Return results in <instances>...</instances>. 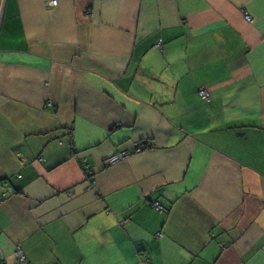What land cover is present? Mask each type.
Masks as SVG:
<instances>
[{
  "label": "crops",
  "instance_id": "0c3cea01",
  "mask_svg": "<svg viewBox=\"0 0 264 264\" xmlns=\"http://www.w3.org/2000/svg\"><path fill=\"white\" fill-rule=\"evenodd\" d=\"M45 1L0 0V262L264 264V0Z\"/></svg>",
  "mask_w": 264,
  "mask_h": 264
},
{
  "label": "built area",
  "instance_id": "2783aa9c",
  "mask_svg": "<svg viewBox=\"0 0 264 264\" xmlns=\"http://www.w3.org/2000/svg\"><path fill=\"white\" fill-rule=\"evenodd\" d=\"M45 4L48 7L56 6L58 4V0H46ZM246 17L249 19L251 18L250 15H248V14H246ZM200 94L203 97H206V98L209 97V91L206 88H201ZM149 144H150L149 140H140V141L134 142L132 148H121V149L117 150L116 152H114L113 154H111L109 157H107L104 160V165L110 166V165L116 164V163L128 158L129 156H131L134 152L144 150L145 148H147L149 146ZM87 175H88V179L91 182V185L94 184V171L88 168L87 169ZM155 205L158 209H160V210L163 209L162 206L158 202H156ZM16 254L20 259L24 258V254L22 253V251L20 249L17 250ZM0 264H4V263L0 262Z\"/></svg>",
  "mask_w": 264,
  "mask_h": 264
}]
</instances>
